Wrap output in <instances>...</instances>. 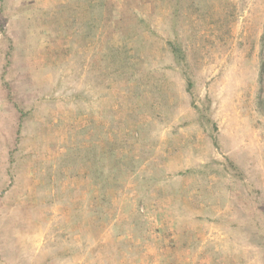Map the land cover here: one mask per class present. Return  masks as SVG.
Segmentation results:
<instances>
[{
  "label": "rangeland",
  "instance_id": "374dc122",
  "mask_svg": "<svg viewBox=\"0 0 264 264\" xmlns=\"http://www.w3.org/2000/svg\"><path fill=\"white\" fill-rule=\"evenodd\" d=\"M0 264H264V0H0Z\"/></svg>",
  "mask_w": 264,
  "mask_h": 264
},
{
  "label": "trees",
  "instance_id": "16d2710c",
  "mask_svg": "<svg viewBox=\"0 0 264 264\" xmlns=\"http://www.w3.org/2000/svg\"><path fill=\"white\" fill-rule=\"evenodd\" d=\"M172 47H173V49L175 50V47H174V45L172 44ZM178 52H179V50H178ZM191 86V83H189L188 82V90H189V87Z\"/></svg>",
  "mask_w": 264,
  "mask_h": 264
}]
</instances>
